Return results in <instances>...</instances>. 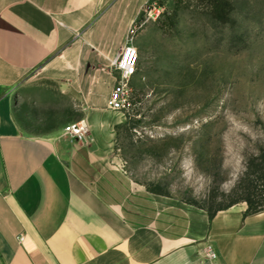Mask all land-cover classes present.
<instances>
[{
  "label": "crops",
  "instance_id": "crops-1",
  "mask_svg": "<svg viewBox=\"0 0 264 264\" xmlns=\"http://www.w3.org/2000/svg\"><path fill=\"white\" fill-rule=\"evenodd\" d=\"M148 1L0 0V264H264V210L240 201L210 218L112 151L127 116L108 107L111 62ZM63 97L83 140L62 124L33 135L17 116Z\"/></svg>",
  "mask_w": 264,
  "mask_h": 264
},
{
  "label": "rangeland",
  "instance_id": "rangeland-1",
  "mask_svg": "<svg viewBox=\"0 0 264 264\" xmlns=\"http://www.w3.org/2000/svg\"><path fill=\"white\" fill-rule=\"evenodd\" d=\"M137 48L133 106L112 151L139 181L227 204L264 141V0H156L144 7ZM58 100L21 103L17 116L33 135H56L79 119L74 99Z\"/></svg>",
  "mask_w": 264,
  "mask_h": 264
},
{
  "label": "built area",
  "instance_id": "built-area-1",
  "mask_svg": "<svg viewBox=\"0 0 264 264\" xmlns=\"http://www.w3.org/2000/svg\"><path fill=\"white\" fill-rule=\"evenodd\" d=\"M151 14V13H150ZM137 27L133 24L127 36L126 43L118 50L111 62V68L116 72V82L110 91L108 107L116 112L127 114L133 106V77L137 72L139 52L135 45ZM64 131L78 140L85 139L88 125L85 119H79L68 123ZM22 239V236H18ZM205 255L211 259L217 257L212 244L205 247Z\"/></svg>",
  "mask_w": 264,
  "mask_h": 264
},
{
  "label": "trees",
  "instance_id": "trees-1",
  "mask_svg": "<svg viewBox=\"0 0 264 264\" xmlns=\"http://www.w3.org/2000/svg\"><path fill=\"white\" fill-rule=\"evenodd\" d=\"M154 1L156 0H149L146 5L151 6ZM228 3L229 2L226 1L218 2L215 11L216 16L220 19H225L228 17ZM159 4H163V2H160ZM142 15L143 11L140 14V17L134 22V25L137 27V32L141 27ZM118 127L119 125L116 128ZM149 188L160 193H168V191H166L159 183L153 182L149 185ZM230 193H238V196L231 199L227 204L220 206H213V204L211 203V201H213L214 199V194H210L209 202L207 205H201L196 200H188V202L206 208L210 218L213 217L218 210L227 208L232 204L240 201H244L247 203L245 215L257 213L264 210V141L258 147L257 154L250 155V157L248 158L245 170L238 184Z\"/></svg>",
  "mask_w": 264,
  "mask_h": 264
}]
</instances>
